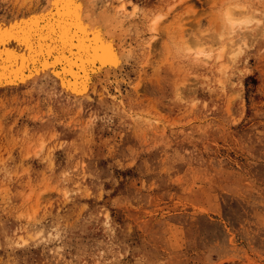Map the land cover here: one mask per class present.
Returning a JSON list of instances; mask_svg holds the SVG:
<instances>
[{
  "label": "rangeland",
  "instance_id": "374dc122",
  "mask_svg": "<svg viewBox=\"0 0 264 264\" xmlns=\"http://www.w3.org/2000/svg\"><path fill=\"white\" fill-rule=\"evenodd\" d=\"M94 1L118 69L0 90V264H264V0Z\"/></svg>",
  "mask_w": 264,
  "mask_h": 264
},
{
  "label": "bare ground",
  "instance_id": "6f19581e",
  "mask_svg": "<svg viewBox=\"0 0 264 264\" xmlns=\"http://www.w3.org/2000/svg\"><path fill=\"white\" fill-rule=\"evenodd\" d=\"M116 14L108 6L96 10L94 0H46L0 18V90L47 80L69 98L88 96L126 57Z\"/></svg>",
  "mask_w": 264,
  "mask_h": 264
}]
</instances>
